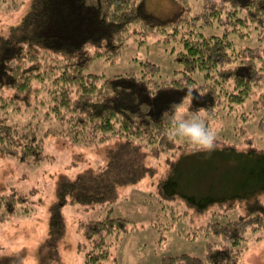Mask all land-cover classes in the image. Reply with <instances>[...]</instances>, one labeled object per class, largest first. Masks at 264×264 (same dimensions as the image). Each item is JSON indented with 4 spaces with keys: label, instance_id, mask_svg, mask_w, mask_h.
<instances>
[{
    "label": "trees",
    "instance_id": "16d2710c",
    "mask_svg": "<svg viewBox=\"0 0 264 264\" xmlns=\"http://www.w3.org/2000/svg\"><path fill=\"white\" fill-rule=\"evenodd\" d=\"M171 1L181 9L162 17L147 11L146 0H31L20 21L0 34L1 155L39 163L46 159L45 137L53 132L86 145L118 140L108 150L104 166L59 179L56 200L49 208L45 245L52 248L50 252L56 251L64 231L61 207L111 205L120 186L154 172L145 163L147 153L169 154L170 167L158 182L164 196L180 198L195 214L221 207L218 219L198 227L215 238L206 244L203 257L163 256L160 264H238L246 251L247 232L264 231V112L252 124L257 135L247 127L252 114L244 112L246 102L252 113L264 111V43L260 41L264 40V0H201L193 12L191 0ZM214 25L222 28L221 35L196 32ZM158 32L165 33L164 43L181 44L175 55L181 67L175 77L158 80L159 68L148 60L141 62L139 75L87 71L98 59L113 63L131 35L143 43L147 35ZM231 34L240 38L254 34L259 43L235 48ZM187 87L194 88L198 99L191 108L183 105L186 112L192 116L205 108L199 115L218 131L211 153L198 152L171 135V105L181 102ZM239 109V125L227 131L215 126V119L225 114L235 119ZM45 123L56 127H43ZM202 156L204 160L196 162L199 166L190 173L212 174L211 183L190 191L191 186L183 183L182 163ZM24 201L25 195L16 191L0 194L7 213ZM238 204L245 211L231 218L229 212ZM111 211L109 207L100 219L80 221L84 264H118L108 261L111 241L106 238L136 226ZM15 259L1 256L0 264H14Z\"/></svg>",
    "mask_w": 264,
    "mask_h": 264
},
{
    "label": "rangeland",
    "instance_id": "374dc122",
    "mask_svg": "<svg viewBox=\"0 0 264 264\" xmlns=\"http://www.w3.org/2000/svg\"><path fill=\"white\" fill-rule=\"evenodd\" d=\"M30 1L0 0V34L9 25L20 21L27 12ZM200 5L201 0H191V12L199 9ZM145 8L162 17L181 9L179 3L171 0H146ZM196 32L219 36L223 30L214 25L198 28ZM164 38V32L152 33L146 36L145 42L138 43L136 36L131 35L126 47L113 63L98 59L89 65L87 71L105 76L124 73L139 75L141 62L148 60L158 66V80H169L176 76L175 71L181 67L175 59L181 44L175 40L164 43ZM230 39L235 48L259 43L256 40L258 36L254 34L242 38L231 34ZM260 41L264 43L263 39ZM194 77L199 81L198 73ZM43 95L40 96L46 98ZM250 106L248 102L245 103L244 112L253 116L247 127L251 135H257L252 124L262 117L264 111L252 113ZM240 111L241 109L237 111L235 119L233 114L215 119V126L219 130H229L231 126L240 123ZM185 115L191 117L187 112ZM43 127L53 128L56 123H45ZM261 138L264 140V134ZM117 142L118 140L109 139L89 145L72 143L53 132L45 137L43 155L46 159L39 163L19 161L12 156L0 154V194L16 191L25 195L26 200L16 203L12 213H7L5 207L0 205V257L15 256L14 264H84V248L80 244L85 240L79 223L104 217L109 207L112 208V216L122 217L136 228L116 237L114 234L107 236V241H111L108 261L115 260L118 264H160L163 256L186 253L203 257L206 244L213 242L215 238L198 227L208 220L218 219L217 212L221 207L211 206L203 213L195 214L180 198L166 197L160 192L158 182L166 177L170 167L168 152L160 156L147 153L145 163L154 172L135 183L120 186L117 198L111 205L97 203L87 207L80 203H68L62 206L63 235L56 244V251L50 252L52 248L45 245L50 227L49 208L56 200L55 188L59 179L62 176L72 178L83 171L104 166L108 150ZM198 158H190L182 163L183 183L191 186L190 191H196L198 187L205 189L206 184L212 180V174L197 173L196 176L190 173L199 166L196 162L204 160L203 156ZM202 165L204 164H200ZM206 175H209L207 179ZM261 196L264 198V194ZM186 209L188 213L183 214ZM244 211V205L238 204L229 212L233 214L230 217ZM246 237V251L238 264H264V231L247 232Z\"/></svg>",
    "mask_w": 264,
    "mask_h": 264
},
{
    "label": "clouds",
    "instance_id": "9594fccd",
    "mask_svg": "<svg viewBox=\"0 0 264 264\" xmlns=\"http://www.w3.org/2000/svg\"><path fill=\"white\" fill-rule=\"evenodd\" d=\"M186 89L187 92L181 102L171 105L170 114L173 119L171 135L183 138L198 152L211 153L216 150L218 131L210 127L207 121L199 115L206 111L205 108H199L191 117L185 115L186 109L183 105L186 103L188 108H191L193 101L198 99V96L193 95L194 88L187 87ZM199 96L202 97L203 94L199 92Z\"/></svg>",
    "mask_w": 264,
    "mask_h": 264
}]
</instances>
